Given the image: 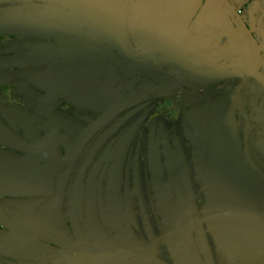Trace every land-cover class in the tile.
I'll use <instances>...</instances> for the list:
<instances>
[{
	"label": "flooded vegetation",
	"instance_id": "obj_1",
	"mask_svg": "<svg viewBox=\"0 0 264 264\" xmlns=\"http://www.w3.org/2000/svg\"><path fill=\"white\" fill-rule=\"evenodd\" d=\"M159 1L0 0V264H81L50 236L59 176L84 252L240 264L264 250L229 247L211 197L226 157L264 199V0H171L186 8L154 35L138 23ZM8 157L35 171L10 178Z\"/></svg>",
	"mask_w": 264,
	"mask_h": 264
},
{
	"label": "water",
	"instance_id": "obj_2",
	"mask_svg": "<svg viewBox=\"0 0 264 264\" xmlns=\"http://www.w3.org/2000/svg\"><path fill=\"white\" fill-rule=\"evenodd\" d=\"M170 4L171 0H160L153 4L139 21L138 26H152L154 35L164 32L175 21L180 20L187 5L176 2L173 8L174 14L171 15ZM155 20L157 23H149ZM6 159L12 161L9 167L4 168L10 178L27 180L35 171L34 166L26 161L13 157ZM11 166H19L23 170L16 175H10ZM213 173L211 197L213 202L220 205L217 227L221 238L234 249L246 247L252 243H264V199L257 185L249 176L240 174L226 157L216 160ZM62 180L63 176H59L51 200L53 214L50 222V236L62 244L78 249V260L81 264H133L110 250L94 247L84 252L77 248L73 236L66 227L63 214ZM262 256H264V250L240 264L251 263Z\"/></svg>",
	"mask_w": 264,
	"mask_h": 264
}]
</instances>
